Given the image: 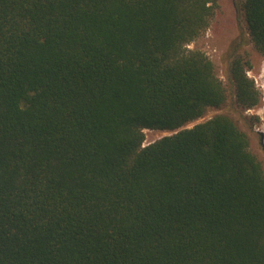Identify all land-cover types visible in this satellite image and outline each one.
<instances>
[{
    "label": "trees",
    "instance_id": "1",
    "mask_svg": "<svg viewBox=\"0 0 264 264\" xmlns=\"http://www.w3.org/2000/svg\"><path fill=\"white\" fill-rule=\"evenodd\" d=\"M217 0H0V264H264V166L201 51ZM264 57V0H242ZM236 105L260 103L249 62ZM174 132L143 146L144 130Z\"/></svg>",
    "mask_w": 264,
    "mask_h": 264
},
{
    "label": "rangeland",
    "instance_id": "2",
    "mask_svg": "<svg viewBox=\"0 0 264 264\" xmlns=\"http://www.w3.org/2000/svg\"><path fill=\"white\" fill-rule=\"evenodd\" d=\"M242 0H217V7L207 30L187 46L203 52L214 64L219 78L227 87L229 98L220 108H209L202 118L188 127L217 116L226 115L237 123L250 139V149L264 166V57L253 46L246 29ZM235 58L249 62L247 77L259 93L260 103L251 110H242L235 103L234 87L229 80V67ZM143 146L173 134L171 131L144 130Z\"/></svg>",
    "mask_w": 264,
    "mask_h": 264
}]
</instances>
